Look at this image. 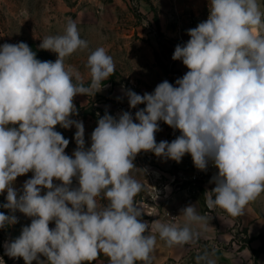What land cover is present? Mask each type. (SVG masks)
<instances>
[{"label": "clouds", "instance_id": "9594fccd", "mask_svg": "<svg viewBox=\"0 0 264 264\" xmlns=\"http://www.w3.org/2000/svg\"><path fill=\"white\" fill-rule=\"evenodd\" d=\"M187 35L172 59L188 71L151 93L127 90L131 109L145 107L134 116L106 111L90 146L83 121L72 118L79 115L74 99L94 97L114 74L106 50L88 55L85 86L64 64L88 48L75 20L64 34L41 40L40 49L57 54L54 62L38 59L25 42L0 45V194L6 192L0 207L11 213L0 212V229L18 223L17 211L31 220L5 243L7 256L25 264H91L103 254L109 264H151L157 236L169 247L195 243L210 226L194 205L181 209L182 224L143 219L135 202L143 186L131 175L141 152L177 163L188 154L196 169L216 168L215 187L205 192L210 210L241 216L264 193V11L258 0H208L207 19ZM160 122L180 135L157 142ZM57 125L76 129L71 155ZM29 172L31 178L15 188ZM196 264L216 260L205 252Z\"/></svg>", "mask_w": 264, "mask_h": 264}, {"label": "rangeland", "instance_id": "374dc122", "mask_svg": "<svg viewBox=\"0 0 264 264\" xmlns=\"http://www.w3.org/2000/svg\"><path fill=\"white\" fill-rule=\"evenodd\" d=\"M258 3L264 11V0H258ZM25 10L27 15L23 14ZM207 14L208 0H0V45L25 42L38 59L54 62L57 54L40 49L41 40L64 34L69 19L75 20L80 37L87 41L88 48L66 57L64 64L80 73L85 86L90 84V73L86 67L88 55L98 47L106 50L115 63L114 74L103 82L102 90L94 97L78 95L74 99L79 115L72 118L83 121L86 146H90L91 133L106 111L113 116L130 111L134 116L138 109L145 107L141 104L131 109L125 94L127 90L140 95L151 93L160 82L168 80L174 84L188 71L181 61L173 60L172 55L178 44L184 45L190 38L187 30L206 20ZM160 128L161 131L156 133L157 142H171L180 135L179 131L166 124ZM56 130L69 140L65 151L71 155L77 147L75 127L64 129L57 125ZM134 163L137 168L131 171V175L143 186L135 202L145 221L151 223L162 218L165 223H179L176 208L179 203H200L206 215L220 212L218 207L210 210L205 200V192L215 187L210 180L217 169L211 164L207 171H200L188 154L177 163L151 152H141ZM31 176L29 172L18 177L14 187L21 189ZM196 176L198 180L194 185ZM173 180L175 182L171 183ZM5 198L6 192L0 194V205L6 203ZM189 198L194 201L190 202ZM97 201L101 205L107 204L106 199L98 197ZM0 212L11 214L3 207H0ZM168 213H175L177 220L169 219ZM15 215L18 223L0 229V258L5 264H25L22 258H10L5 254V243L18 237L22 227L31 223L30 218L19 211ZM54 226V223L50 224V228ZM227 233L231 234L229 239L217 237L214 244L199 237L194 243L195 249L193 244H187L191 248L182 252L177 247L167 246L157 236L151 264H196V257L205 252L212 254L216 264H220L221 252L223 264H235L236 260L237 264H264L262 251L246 252V249H251L252 242L247 227L241 228L237 224ZM225 254L232 255V259H225ZM91 264H109V258L101 254Z\"/></svg>", "mask_w": 264, "mask_h": 264}, {"label": "crops", "instance_id": "0c3cea01", "mask_svg": "<svg viewBox=\"0 0 264 264\" xmlns=\"http://www.w3.org/2000/svg\"><path fill=\"white\" fill-rule=\"evenodd\" d=\"M169 187L171 188V186ZM188 205H182L179 203L178 206H176L178 214L180 215L181 209ZM194 207L199 214L207 217L210 226L207 231H203L201 233L200 238L211 240V243L213 244L214 240L217 239V237L229 239L231 237V234L227 233V231L233 226L239 224L241 225V228L247 227L249 238L252 240L251 249H246V252L251 254L254 250L262 251L261 254L263 255L262 257L264 260V193H262L255 201H252L248 205H246L243 215L237 217L231 216L225 210L219 207L218 209L220 212H215L210 215H206L203 213L202 205L200 203L194 204ZM179 223H183L182 216H179ZM191 244L194 245L193 247L195 249L196 245L194 243ZM174 247L179 248L181 252L186 248L188 250L189 248H191L187 247V244ZM229 255L230 254H225V259H232V255ZM219 261L220 264H223V252H221L220 254ZM237 263L238 262L236 260L235 264Z\"/></svg>", "mask_w": 264, "mask_h": 264}, {"label": "built area", "instance_id": "2783aa9c", "mask_svg": "<svg viewBox=\"0 0 264 264\" xmlns=\"http://www.w3.org/2000/svg\"><path fill=\"white\" fill-rule=\"evenodd\" d=\"M207 16H208V14H207ZM207 16H206V19H207ZM193 23H194V22H193V20H192V21H191V24H193ZM197 180H198V177H197V176L193 178L194 185H195V181H197ZM174 182H175V180L171 181V183H174ZM194 193H195V192H194ZM189 200H190V202L194 201L192 198H191V199L189 198ZM167 217H169V219H171L172 221L177 220V216H176L175 213H168V214H167Z\"/></svg>", "mask_w": 264, "mask_h": 264}, {"label": "trees", "instance_id": "16d2710c", "mask_svg": "<svg viewBox=\"0 0 264 264\" xmlns=\"http://www.w3.org/2000/svg\"><path fill=\"white\" fill-rule=\"evenodd\" d=\"M160 125H161V126H164L165 124H164L163 122H160Z\"/></svg>", "mask_w": 264, "mask_h": 264}]
</instances>
